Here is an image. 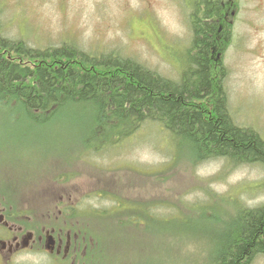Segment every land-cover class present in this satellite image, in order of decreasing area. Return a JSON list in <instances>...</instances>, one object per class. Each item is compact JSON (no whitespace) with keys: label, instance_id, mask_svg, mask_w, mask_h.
<instances>
[{"label":"rangeland","instance_id":"rangeland-1","mask_svg":"<svg viewBox=\"0 0 264 264\" xmlns=\"http://www.w3.org/2000/svg\"><path fill=\"white\" fill-rule=\"evenodd\" d=\"M192 1L0 0V26L7 37L37 48L70 42L91 54L114 51L179 80L192 48ZM226 4L218 58L227 71L229 111L236 124L264 138V0ZM87 111L66 108L41 126L17 109L0 108L1 210L19 214L18 221L37 235L54 228L71 236L66 256L36 246L2 257L0 264H94L108 258L116 262L104 264H218V235L227 229L222 221L264 205V166L199 158L153 119L120 142L96 148L94 142L107 140L102 137L89 147L95 120ZM118 196L151 208L152 218L113 245L119 232L111 233L110 244L102 231H92L95 223L96 229L118 223ZM119 221L132 224L123 215ZM249 264H264V252Z\"/></svg>","mask_w":264,"mask_h":264},{"label":"trees","instance_id":"trees-1","mask_svg":"<svg viewBox=\"0 0 264 264\" xmlns=\"http://www.w3.org/2000/svg\"><path fill=\"white\" fill-rule=\"evenodd\" d=\"M226 3L228 0L192 1V48L179 80L165 78L135 58L114 51L91 54L70 42L37 48L7 37L0 26V108L17 109L22 118L41 126L60 110L87 108V115L95 120V139L88 146L102 137L107 139L100 146L94 142L96 148L108 147L109 141L120 142L143 121L153 119L199 158L229 157L238 163L264 166V138L254 129L236 124L229 111L223 84L227 71L218 58L226 37ZM116 199L119 219L123 215V221L132 224L118 219V223L107 221L96 229L95 223L92 231H102L110 244L111 233L119 232L113 245L117 236L140 230L138 226L152 218L151 208L120 196ZM223 223L227 229L218 235L216 263L249 264L264 252V205L241 209ZM111 261L116 262L108 258L94 264Z\"/></svg>","mask_w":264,"mask_h":264},{"label":"flooded vegetation","instance_id":"flooded-vegetation-1","mask_svg":"<svg viewBox=\"0 0 264 264\" xmlns=\"http://www.w3.org/2000/svg\"><path fill=\"white\" fill-rule=\"evenodd\" d=\"M15 217L17 219L15 220ZM20 215H13L6 210L2 211L0 206V258L9 255L19 254L26 250L38 247H44L47 251L50 247L51 253L66 256L70 247V235L66 234L65 238L61 233H57L54 228L44 229L43 235H37L36 231L29 229L18 221ZM18 221V222H17ZM6 232L9 238H4ZM2 233V234H1Z\"/></svg>","mask_w":264,"mask_h":264}]
</instances>
